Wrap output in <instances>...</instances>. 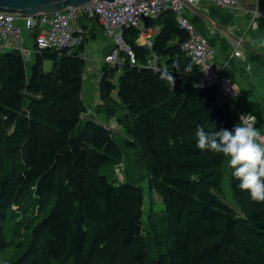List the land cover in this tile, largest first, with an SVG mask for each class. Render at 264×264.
I'll use <instances>...</instances> for the list:
<instances>
[{"label":"trees","instance_id":"trees-1","mask_svg":"<svg viewBox=\"0 0 264 264\" xmlns=\"http://www.w3.org/2000/svg\"><path fill=\"white\" fill-rule=\"evenodd\" d=\"M146 24L159 28L152 50L126 29L138 65L124 62L120 74L103 67L95 114L124 129L125 149L164 208L145 216L143 187L100 174L124 154L113 131L83 117V48L36 53L30 67L19 52L1 53L0 264H264V202L238 189L223 154L197 149L194 136L198 124L232 130L238 110L253 113L197 86L200 70L181 50L187 35L173 13ZM151 53L159 71L143 67ZM165 71L175 87L160 78Z\"/></svg>","mask_w":264,"mask_h":264},{"label":"built area","instance_id":"built-area-1","mask_svg":"<svg viewBox=\"0 0 264 264\" xmlns=\"http://www.w3.org/2000/svg\"><path fill=\"white\" fill-rule=\"evenodd\" d=\"M209 1L220 9L228 10L234 17H238L239 14L248 16V29L257 30L260 22H264V9H260L258 0L256 7L252 10H244L240 0ZM186 5L197 6L198 2L197 0H116L110 3L95 1L78 7H69L64 11L37 16L0 12V54L19 52L26 65L31 62L34 54L45 50L73 54L86 43L85 31L76 28V23L81 17L96 19L103 27L106 37L113 43L112 52L105 57L104 62L110 68L117 69V74H120L124 62L131 66L138 65L136 51L125 38L126 29H137L139 37L142 38V46L152 50L159 28L147 26L146 19L157 20L162 14L171 12L175 15L179 28L187 35V40L181 44V50L190 63L200 70L197 86L202 89L217 87L219 98L235 106V85L223 75V66L215 61L214 46L185 16ZM20 20L23 21V26L17 25ZM24 30L30 33L38 30L37 35L34 36L33 50L25 47ZM230 42L234 46L233 56L242 58L239 50L242 39L240 42ZM82 56L85 59L84 53ZM143 67L159 71L160 58L155 53H151ZM237 114L240 118L242 114L251 113L238 110ZM257 121L256 118L255 127Z\"/></svg>","mask_w":264,"mask_h":264},{"label":"crops","instance_id":"crops-1","mask_svg":"<svg viewBox=\"0 0 264 264\" xmlns=\"http://www.w3.org/2000/svg\"><path fill=\"white\" fill-rule=\"evenodd\" d=\"M197 2L198 5L194 7H196L202 15L207 17L212 24L188 7L184 10L185 16L195 25L196 29L208 39V41L210 40L209 43L214 46L216 50L215 61L223 66V75L230 79L235 85L234 101L244 100L248 108H257L261 112L259 119H257L259 121H257L256 128L264 133V24L261 23L260 28L257 30L248 29V16L239 14L238 17H234V21L232 20L229 22V20H226L225 15L232 16L233 14L228 10L216 7L209 0H197ZM240 2L244 10H252L256 7L255 0H240ZM262 2V4H264V0ZM223 14L225 15L223 16ZM82 19L83 20L79 19L75 27L83 29L86 34V43L83 47V51H81V54L84 53L85 60H87L84 75L85 81L93 80L100 69L102 74L103 67L105 66L104 59L112 52L113 43L106 37L103 27L98 20ZM80 21L81 24L79 23ZM17 25L23 26V21H18ZM222 28L231 31L238 39H242V44L239 47L242 58L233 56L234 46L230 41H236L231 38L228 32L222 31ZM23 32L25 47L29 50H33L35 48L34 33H30L26 30ZM137 44L142 46L141 37H138ZM253 54L261 57L256 58ZM227 68H230L231 71L229 75L225 74ZM232 77H235L236 80ZM242 81L243 85H241ZM89 95L91 96L90 102L93 106L101 103L99 84L98 91L96 92V100H92L93 92L84 93L82 95L83 100L86 99V97L88 98ZM93 106L90 107L92 110H94ZM98 118L99 122L103 123L102 121H106L108 117L104 114H100Z\"/></svg>","mask_w":264,"mask_h":264},{"label":"clouds","instance_id":"clouds-1","mask_svg":"<svg viewBox=\"0 0 264 264\" xmlns=\"http://www.w3.org/2000/svg\"><path fill=\"white\" fill-rule=\"evenodd\" d=\"M160 78L175 87L172 74L165 71ZM255 120L252 114H242L232 130H217L211 123L206 129L198 124L194 129L195 146L223 154L232 177L239 181L238 189L249 192L252 200L264 202V133L255 127Z\"/></svg>","mask_w":264,"mask_h":264},{"label":"rangeland","instance_id":"rangeland-1","mask_svg":"<svg viewBox=\"0 0 264 264\" xmlns=\"http://www.w3.org/2000/svg\"><path fill=\"white\" fill-rule=\"evenodd\" d=\"M256 1L257 0H255V5H256ZM263 8H264V4H260V9H263ZM80 20H83L82 17ZM79 23L81 24V21ZM33 61H34V57L32 59V62ZM31 64L32 63H28L27 67H30ZM52 69H53L52 61H47L44 64L45 72H50ZM229 70L230 69H227L226 73H229ZM102 74H103V72H102ZM102 74H101V69H100L96 73V75L94 76L93 80H85L84 81L83 94L86 92H88V93L93 92V96H92L93 101H95L97 98L96 92L98 91V84L100 82ZM232 78L234 80H236L235 77H232ZM241 85H243V81L241 82ZM90 100H91L90 95L88 96V98L86 97V99H84V103L88 109V112L83 117L91 115L99 121L98 115L95 114L97 105L95 104L93 106L92 103L90 102ZM237 103L240 105V107L242 109L250 110L257 117V119H259L261 112L257 108H255V109L248 108L247 103L244 100H235V104H237ZM91 106H93L94 110H92L90 108ZM124 113L125 112L123 110H121L119 112L120 116H122V114H124ZM102 122H103L102 124L106 128L113 131V134H114L115 138L117 139L119 146L123 150L124 156L120 162H117L115 164L109 163L106 166L102 167L100 170V174L107 176L110 180L115 181V183H117V184L130 183L132 185H140L141 187H143L144 193H145V216H147V214L150 212L159 213L160 210H162L164 208V205H163L160 197L155 192L150 191L149 183H148L149 179H148V175L146 174L145 170H143L142 168H140L139 166H137L135 164L133 157L125 149L126 146L123 143L124 129L119 125V123L117 122V120L114 117L113 118H107L106 121H102ZM224 171H225V174H227V171H228L227 162L224 165ZM223 191L226 194L228 201L232 205H235V203L232 199V192H231V189L229 187L227 179H224V181H223ZM33 212H34L33 213L34 217H36V218H38L40 216L43 217V214L41 215V212L39 211L38 207H35ZM145 220H146V218H145Z\"/></svg>","mask_w":264,"mask_h":264},{"label":"water","instance_id":"water-1","mask_svg":"<svg viewBox=\"0 0 264 264\" xmlns=\"http://www.w3.org/2000/svg\"><path fill=\"white\" fill-rule=\"evenodd\" d=\"M95 1L115 2L116 0H0V12L19 14L23 16H37L41 14H52L59 11H64L69 7H78ZM186 7L194 10L198 15L204 18L207 22H212L202 15L200 11L192 6ZM228 32L233 40L240 42L241 40L234 36L231 31L224 28L221 29Z\"/></svg>","mask_w":264,"mask_h":264}]
</instances>
